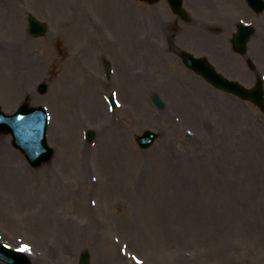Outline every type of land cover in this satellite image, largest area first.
<instances>
[{
	"label": "rangeland",
	"instance_id": "1",
	"mask_svg": "<svg viewBox=\"0 0 264 264\" xmlns=\"http://www.w3.org/2000/svg\"><path fill=\"white\" fill-rule=\"evenodd\" d=\"M183 1L186 20L166 1L0 0V106L7 114L43 106L51 116L55 154L38 168L0 133V242L25 248L32 264H79L85 250L91 264H135L133 256L142 264H264V115L205 82L179 55L184 48L206 55L253 85L264 77V9L245 0ZM29 14L49 33L28 35ZM238 20L255 24L246 56L232 49ZM11 51L22 60L9 67ZM34 63L43 76L20 80ZM155 93L166 110L152 104ZM146 129L161 137L143 151L136 137ZM80 165L88 184L72 177ZM43 217L53 230L38 228Z\"/></svg>",
	"mask_w": 264,
	"mask_h": 264
},
{
	"label": "water",
	"instance_id": "2",
	"mask_svg": "<svg viewBox=\"0 0 264 264\" xmlns=\"http://www.w3.org/2000/svg\"><path fill=\"white\" fill-rule=\"evenodd\" d=\"M153 3L158 0H142ZM173 9L183 15L181 8L182 0L170 1ZM30 27L31 33L36 36H41L46 32V25L41 24L34 18H30ZM246 40L243 41L240 38L235 39V45L240 51L245 50ZM185 63L191 69L195 70L198 74H201L208 82L212 83L215 87L221 89H228L235 95L239 96L244 100H249L258 105L261 110L264 112V98L262 87L259 84L255 90H246L244 87L237 83H229L224 81L221 77L218 76L215 69L208 64L205 59H194L192 56L187 55L184 57ZM46 90L45 86L41 87V92L44 93ZM153 100L157 106L163 109L164 104L161 101L158 95H155ZM25 112L24 115L19 114L14 118H4L0 117V123L3 124L0 129L5 131H11L14 135V144L21 148L23 152L27 155L30 163L34 166H38L44 160H48L52 156V150L47 147L46 144V114L41 109L36 111L29 110L25 106L22 110ZM31 133V141H28L26 134ZM157 136L151 132H146L143 137L138 139V142L142 145L143 148H148L151 146ZM89 139L93 138V134L88 135ZM0 258L10 264H29V261L25 257H21L18 254H14L5 248L0 247ZM81 264H89V254L85 252L82 255Z\"/></svg>",
	"mask_w": 264,
	"mask_h": 264
},
{
	"label": "bare ground",
	"instance_id": "3",
	"mask_svg": "<svg viewBox=\"0 0 264 264\" xmlns=\"http://www.w3.org/2000/svg\"><path fill=\"white\" fill-rule=\"evenodd\" d=\"M163 9V8H162ZM153 10L155 11V12H157V10H156V8H153ZM154 13V12H153ZM155 14V13H154ZM154 17V16H153ZM157 18H155L154 19V25L156 26V27H158V23H157V20H156ZM127 27H128V29L130 30L131 29V27L133 26V22H129V21H127ZM198 24H201L199 21H198ZM199 26V25H198ZM262 46L264 47V44H262ZM260 50V49H259ZM6 53H8V52H6ZM8 54H11V56H12V59L10 60V62H8L7 63V65L10 67V65L14 62V61H18V60H22V57L20 58V56H19V54H17V52L16 51H11V52H9ZM40 66V65H39ZM38 66V64H37V66L35 65V63L33 64V65H31L30 67H28L27 69H26V72L25 73H22L21 71L20 72H18V74H19V79L20 80H22V81H26V80H28V79H32V78H40V77H42L43 76V68H38L39 67ZM121 67H122V65H121ZM125 77H128V73H126V71H125ZM91 78V77H90ZM70 84V82L69 81H67V85H69ZM90 85V84H89ZM86 85L85 87H86V91H93L94 90V85ZM13 89H16L17 91H19V92H21L22 91V87L20 86V85H16L15 86V88H13ZM92 111H98V109H94V108H92L91 109ZM6 151V146H5V144L4 143H2L1 142V139H0V154H2V153H4ZM72 171H73V173L75 174V176H72V177H74V178H76V176H78V177H80V179H82V180H80V182L81 183H83V184H88V178L89 177H87V174H86V171H84L83 170V168H82V165H80L79 166V169H77V168H75L74 166H73V168H72ZM90 179V178H89ZM2 180V179H1ZM3 181V184H4V186H6V182L4 181V180H2ZM84 195V197H82V200H81V202L79 203V205H78V208L80 209V211H83V209L85 208V205H84V201H85V193L83 194ZM82 195V196H83ZM86 207L89 209H86L89 213H91V209H92V205H89V204H86ZM84 211H85V209H84ZM42 220L43 221H41L40 223H39V221H38V228L39 229H42V228H44V227H48L47 229H51V230H53V227H54V224L53 223H49L48 222V220H47V218H45V217H43L42 218ZM91 220L92 221H97V222H99V218L98 217H96L93 213H92V217H91ZM91 225H95V226H97L98 225V223L96 224L95 222L94 223H92ZM33 226H34V224H33ZM63 229H68V233L70 234V235H73L72 234V232H71V228H68V227H65V226H63V225H60ZM60 226H58V228H60ZM37 227V226H36ZM70 227V226H69ZM34 229H36V228H34ZM87 233L89 232V228H88V230L86 231ZM71 239H73V237L71 238ZM100 259L102 260V262H104L105 260H107V258L106 259H104V255L102 256V255H100ZM116 260H117V258H116ZM119 260V259H118ZM116 263V262H115ZM102 264H104V263H102Z\"/></svg>",
	"mask_w": 264,
	"mask_h": 264
},
{
	"label": "snow or ice",
	"instance_id": "4",
	"mask_svg": "<svg viewBox=\"0 0 264 264\" xmlns=\"http://www.w3.org/2000/svg\"><path fill=\"white\" fill-rule=\"evenodd\" d=\"M26 249L25 248H21L20 251H25Z\"/></svg>",
	"mask_w": 264,
	"mask_h": 264
},
{
	"label": "flooded vegetation",
	"instance_id": "5",
	"mask_svg": "<svg viewBox=\"0 0 264 264\" xmlns=\"http://www.w3.org/2000/svg\"><path fill=\"white\" fill-rule=\"evenodd\" d=\"M263 49H264V47H263Z\"/></svg>",
	"mask_w": 264,
	"mask_h": 264
}]
</instances>
